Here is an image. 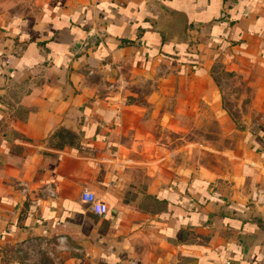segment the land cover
I'll use <instances>...</instances> for the list:
<instances>
[{"label": "crops", "instance_id": "0c3cea01", "mask_svg": "<svg viewBox=\"0 0 264 264\" xmlns=\"http://www.w3.org/2000/svg\"><path fill=\"white\" fill-rule=\"evenodd\" d=\"M216 67L249 93L228 169L133 160L149 104L225 119ZM33 238L68 264H264V0H0V264Z\"/></svg>", "mask_w": 264, "mask_h": 264}, {"label": "rangeland", "instance_id": "374dc122", "mask_svg": "<svg viewBox=\"0 0 264 264\" xmlns=\"http://www.w3.org/2000/svg\"><path fill=\"white\" fill-rule=\"evenodd\" d=\"M215 78L222 77L219 85L223 100L220 112L225 111L226 117L223 120L217 119L214 115L212 105L197 104L194 107L192 119L185 115L184 111H179L178 119L170 122L164 120L163 112L158 113L153 118V105L145 108L143 123L139 128L135 126L137 136H129L127 139L129 145H137L135 151H132V159L137 162L155 163L162 165L167 171L168 168L178 167H200L202 165L222 168L227 170L229 157L233 150L240 147L246 128L243 116L246 112V105L243 103L248 91L243 88L241 78L235 79L234 76L226 73L222 67H216ZM149 87L143 90H148ZM214 107V106H213ZM179 108V106H178ZM211 108V109H210ZM210 112L209 114H206ZM206 117H209L206 119ZM185 147H188L185 150ZM185 150V151H184ZM161 163V164H160ZM191 164V165H190ZM164 170V169H163ZM34 242L28 239V244H24V249L17 256L19 259L28 260L30 264H68L74 256V250L69 246L66 240L54 242V244H42L37 238ZM11 257H15L14 249H10Z\"/></svg>", "mask_w": 264, "mask_h": 264}, {"label": "built area", "instance_id": "2783aa9c", "mask_svg": "<svg viewBox=\"0 0 264 264\" xmlns=\"http://www.w3.org/2000/svg\"><path fill=\"white\" fill-rule=\"evenodd\" d=\"M81 200L89 208V210H91L95 215L99 217H103L108 213L109 208L107 204L104 203L103 200L98 198L95 193L89 190H85L83 192Z\"/></svg>", "mask_w": 264, "mask_h": 264}]
</instances>
